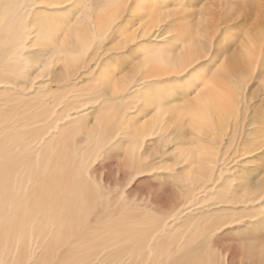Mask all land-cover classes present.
Wrapping results in <instances>:
<instances>
[{"label": "bare ground", "instance_id": "1", "mask_svg": "<svg viewBox=\"0 0 264 264\" xmlns=\"http://www.w3.org/2000/svg\"><path fill=\"white\" fill-rule=\"evenodd\" d=\"M255 79L264 0H0V264H264Z\"/></svg>", "mask_w": 264, "mask_h": 264}, {"label": "rangeland", "instance_id": "2", "mask_svg": "<svg viewBox=\"0 0 264 264\" xmlns=\"http://www.w3.org/2000/svg\"><path fill=\"white\" fill-rule=\"evenodd\" d=\"M255 28V27H254ZM254 28H252V30H253V32L255 31L254 30ZM260 28V27H259ZM259 29L257 28L256 29V31H258ZM242 38V37H241ZM210 70H208V72H209ZM256 81V83H253L254 82V80L249 84V88L250 89H248L249 91L250 90H252L253 91V93H252V95H251V98L253 97V101H258L260 98L259 97H261L262 96V93L260 92L259 93V91H261V86L260 85H262V87H264V83H262V81H261V79L259 80V79H255ZM258 80V81H257ZM257 82H259V84L257 83ZM254 85V86H253ZM253 87L255 88V89H253ZM260 87V88H259ZM259 89V90H258ZM258 90V91H257ZM257 93H256V92ZM251 92V91H250ZM263 92V94H264V90L262 91ZM258 94V95H257ZM261 94V96H259ZM257 99V100H256ZM178 101H183V100H178ZM113 168H115L113 165L111 166V171H112V169ZM111 179H113V177H112V175H111V177L109 178V181L111 180ZM171 182H169V184H170ZM168 185V184H167ZM153 186V188H156V186H157V183H156V181H154V180H151V178H140L136 183H135V186H134V189L136 190V191H138V190H140V189H144V188H150V187H152ZM169 186V185H168ZM161 188H165V187H161Z\"/></svg>", "mask_w": 264, "mask_h": 264}]
</instances>
